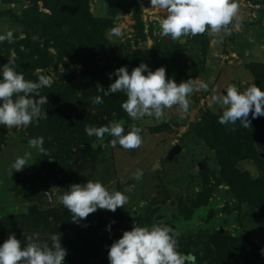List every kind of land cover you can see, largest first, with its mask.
Here are the masks:
<instances>
[{"label": "rangeland", "instance_id": "374dc122", "mask_svg": "<svg viewBox=\"0 0 264 264\" xmlns=\"http://www.w3.org/2000/svg\"><path fill=\"white\" fill-rule=\"evenodd\" d=\"M70 2L79 8L86 26L91 24L99 29L108 26L106 36L110 46L100 53L102 59L98 58L97 64L103 66L110 61L114 72L118 62L113 58L117 56L156 49L155 58L159 59L165 46L172 47L164 51L168 54L180 47L182 58L166 67L167 77L178 83L192 82L195 90L188 97L190 109L181 115L177 106L166 108L165 119L159 123L154 117L133 121L123 109L113 111L106 100L95 105L77 89L69 95V103L63 99L42 106L48 118L40 119L38 125L34 122L26 128L0 126V244L15 235L26 246L28 236L36 234L40 242L51 244L50 237L57 234L67 249L65 264L88 258L91 264H110L109 246L125 230H131L134 224L151 226L165 220L180 233L179 246L188 252L220 254L222 245L230 251V261L224 259L229 264L244 263L247 255L251 260L256 259L254 264H264V158L260 157L263 144L259 134L251 131L252 125L244 128L237 121L238 133L227 131L229 126L218 122L223 109L214 100L215 96L226 94L227 86L235 85L243 90L255 82L246 67L264 64V0H238V17L228 26L231 35L205 32L175 41L160 35L159 21L165 12L152 8L150 0ZM35 5L41 12L51 13L45 0H0V33L9 30L14 33L13 42L0 43V66L11 59L15 61L16 71L28 80L37 81L39 74L50 77L54 82L51 88H42L41 95L63 85L69 90L72 83L79 84L85 64L78 52L68 51V46L54 41L42 28L30 29L20 23ZM114 27L120 28L121 36L110 35ZM72 28L65 27L59 34L67 37ZM90 35L95 39L94 32ZM28 38L31 44L38 43L41 50L50 42L43 55L49 59L46 58L45 66L23 72L18 67V51L25 49L21 42ZM147 61L153 71L160 67L155 59L147 57ZM202 83L208 85L207 90L200 88ZM248 119L256 124L264 116L253 119L250 114ZM112 121L123 123L125 132L134 123L140 126L141 146L130 150L119 145L113 148L109 144L112 137L107 134L101 141L85 132L86 125L102 126ZM40 136L44 138L47 155L28 143L29 139ZM87 142L98 151V156L87 161L86 153L77 165V156L82 152L79 148ZM220 146L233 148L237 156L230 161L226 173L220 163ZM242 150L248 154L246 158L239 157ZM26 152L31 153L29 165L15 170L12 167L15 159ZM69 153L74 159L72 173ZM137 170L143 175L137 176ZM222 176L231 179L235 186L230 180H220ZM88 180L101 181L110 191H121L128 196L121 217L129 227H120L122 222L114 212L104 209L78 223L71 220L72 214L61 205L59 196L70 185ZM252 187L256 191L247 192ZM30 211L34 212L38 226L28 224ZM40 212L48 217L45 223ZM45 225L51 230L43 228ZM241 249H246L243 251L246 256L235 255Z\"/></svg>", "mask_w": 264, "mask_h": 264}, {"label": "clouds", "instance_id": "9594fccd", "mask_svg": "<svg viewBox=\"0 0 264 264\" xmlns=\"http://www.w3.org/2000/svg\"><path fill=\"white\" fill-rule=\"evenodd\" d=\"M152 8L164 10L165 16L160 19V35L179 40L184 36H196L208 32L218 35L221 32L231 35L228 26L239 14L238 0H150ZM119 27H114L110 35L121 36ZM14 41V33L9 30L0 33V43ZM15 61L0 66V126L6 128H26L40 119L48 118L45 108L47 95H41L42 88H51L53 80L39 74L37 81L28 80L23 73L17 72ZM117 78L107 90L100 89L103 95L93 97V104L104 103V96L123 92L126 100L121 103L122 109L133 120L154 117L157 123L165 119V109L177 106L178 112L187 113L190 109L189 96L194 92L190 80L177 82L167 77V69L160 66L151 70L148 64L141 62L131 72L127 66H121L114 73ZM200 88L207 90L202 83ZM226 94L215 96L223 109L218 122L224 126H235L240 121L244 128L251 126L248 119L264 116V89L255 82L243 90L235 85L227 86ZM232 130H235L233 127ZM143 129L133 124L125 132L123 123L112 121L102 126L86 125L85 132L89 137L103 141L106 134L112 139L111 147L117 145L130 150L139 148L143 143ZM31 148L47 155L42 136L28 141ZM30 152L18 156L12 167L20 171L29 165ZM137 170V176H142ZM59 200L61 205L72 214L73 222L86 219L98 209L115 212L128 203V196L121 191H110L101 181L88 180L87 183H74L64 191ZM27 213V209H25ZM111 230V224L108 226ZM180 233L163 221L151 226L134 224L131 230H125L115 240L108 251L110 264H197L195 251L181 253L178 237ZM28 243L22 246L21 240L10 235L0 244V264H65L67 249L61 244L60 235L50 237L51 244L40 242L39 234L28 236ZM202 254V253H201Z\"/></svg>", "mask_w": 264, "mask_h": 264}, {"label": "trees", "instance_id": "16d2710c", "mask_svg": "<svg viewBox=\"0 0 264 264\" xmlns=\"http://www.w3.org/2000/svg\"><path fill=\"white\" fill-rule=\"evenodd\" d=\"M35 2L37 0H34ZM46 1V8L50 9L51 13H46V12H41L39 9L38 5H35L32 9H30L27 13H25L23 19L21 20V24L23 26H26L30 29H35V28H42L45 32H48L50 35H52L53 40L60 41L64 43L65 46H68V51L72 52L75 54V52H78V56L85 64V68L81 73L82 77L80 79L79 84H71V88L68 90L67 85H63L60 87V89H56L52 93H44L42 95H47L48 97V103L51 102H59L65 99L66 103H69V95L72 94L75 90L79 89L81 93L86 97V100L90 101L93 100V97L96 95H103V93L100 91V89L107 90L112 82L117 78L115 75L109 76V73H114V70L111 68V63L110 61H106V65L100 66L97 64V59L101 58L100 53L101 52H106L107 48L110 46V41L106 36V28L99 29L95 25H87L86 22L83 24V19L80 14V10L77 6H75L73 3L70 2V0H45ZM65 27H73L71 30V33L69 36L65 37L59 34V30H65ZM77 29V30H76ZM94 32L96 34V37L94 39L93 36L90 34ZM22 40V44L25 46L24 50H19L18 55H19V68L23 72H28L33 70L34 68L40 67V66H45L46 65V58L49 59V56L47 55L46 58L43 56L44 53L47 51L48 44L46 45L45 48L41 50L40 45L38 43H33L31 44V40ZM90 39V40H89ZM94 41V45L91 43ZM172 47H164L161 49L162 51V57L155 58V54H157L155 51L156 49H151V50H140L136 51L134 53H127L125 55L117 56L113 58L118 62V64L115 65L116 68H119L121 66H127L129 69V72L136 67L139 66L141 62H144L146 64H149L150 62L147 61V57L151 59H155L157 62H159L160 66H165V67H171V65L175 63L180 62V58H182L179 53L180 47L175 48L174 52L171 53H165L164 51H170ZM158 50V49H157ZM160 51V47H159ZM38 56V57H36ZM102 59V58H101ZM174 62H172V60ZM173 63V64H171ZM149 66V65H148ZM150 68V67H149ZM252 74L254 75V80L256 84L261 87L264 86V64L262 63H254L251 65H248L246 67ZM176 73L179 74V69H177ZM104 100L108 101L107 104L110 105L111 109L114 111H123L121 107V103L126 100V95L123 92L112 94L109 96H104ZM72 101V100H71ZM121 116V115H119ZM205 119H207V116H205ZM237 123V122H236ZM259 123V124H257ZM238 124V123H237ZM251 131H253L254 134H259V139H261V143L263 144L264 148V119H260L256 124L251 123ZM235 128V126H229V129L227 131H234V134H237L238 132L236 130H232V128ZM242 133V131H241ZM233 134V135H234ZM84 147L79 148V151H86L87 153V158L86 160L90 159H95L97 158V150L94 149L92 145L87 142ZM223 143V142H222ZM221 152H220V159H221V164L224 167L223 171L226 173L228 169H230V161L233 159H236L237 156H234V151L233 148L231 150L225 149L224 146H220ZM264 154V152H262ZM248 154L242 150L239 153V157H244L246 158ZM262 155L260 154V157ZM69 169L70 173L74 171L73 167V157L72 154L69 153ZM264 158V157H263ZM264 160V159H263ZM223 173V175H225ZM223 177V176H222ZM221 177L220 180H230V184L235 186L233 184L234 182L231 179H226V176L223 178ZM237 188L238 185H236ZM253 188V189H252ZM249 188V191H247V188H242L246 189L247 192H253L256 191L254 187ZM33 211V209H32ZM30 211L28 214V224L35 227L38 226L35 220V215L34 212ZM31 213L33 214L31 216ZM46 213V212H45ZM48 214V213H46ZM116 219L122 223H120V227L125 228L129 227L126 222L125 218L121 217L122 216V209L118 208V213L117 210L114 212ZM44 217V219H41L44 223L45 220L47 221L48 217L44 216V213L40 212V218ZM160 219L162 218L161 216L159 217ZM164 223L168 224V221L163 220ZM50 225V224H49ZM49 225H45L46 230H51ZM1 226V224H0ZM44 230V229H43ZM220 242L219 240H217ZM76 247H77V243ZM221 250L220 254L219 253H197L195 251V254L197 256V264H229L230 261L229 257L230 256V251L226 249L224 246L220 245ZM246 249H241L240 252H235V255H238L239 257L246 256L245 251ZM179 251L181 253H186L188 252L187 248H180L179 246ZM219 255V256H217ZM227 258V259H226ZM226 259V260H224ZM245 259V262L243 261L240 262V264H254L255 260L252 259L247 255ZM261 261H259L260 263ZM68 264H91V259L88 258V260L84 259L79 260L76 262H69ZM230 264H237L234 262H230Z\"/></svg>", "mask_w": 264, "mask_h": 264}, {"label": "water", "instance_id": "95a60500", "mask_svg": "<svg viewBox=\"0 0 264 264\" xmlns=\"http://www.w3.org/2000/svg\"><path fill=\"white\" fill-rule=\"evenodd\" d=\"M86 156V152L82 151L78 156H77V161L76 164L78 165L80 163L81 160H83V158ZM262 157H264V154H262ZM50 196L52 198L53 194L50 193Z\"/></svg>", "mask_w": 264, "mask_h": 264}]
</instances>
